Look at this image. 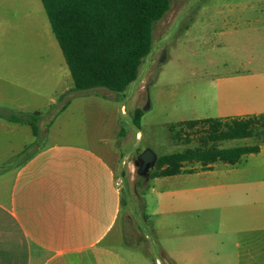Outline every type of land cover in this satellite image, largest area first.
<instances>
[{
    "label": "rangeland",
    "instance_id": "rangeland-1",
    "mask_svg": "<svg viewBox=\"0 0 264 264\" xmlns=\"http://www.w3.org/2000/svg\"><path fill=\"white\" fill-rule=\"evenodd\" d=\"M231 3H245V0H170L169 10L152 28L151 51L143 59L137 79L123 93L101 88L73 90L43 10L34 13L35 21H25V30H20L16 38H1L0 108L16 113L41 112L39 126L43 135L35 141L27 125L0 120V198L3 190L9 188L15 169L23 162L20 153L26 147L42 148L52 143L90 147L113 160L115 177L120 178L123 238L139 245V252L143 247L153 264H175L162 260L160 247L176 253L177 244L184 241L179 230L164 225L179 215L155 214L159 206L157 192L185 185L214 196L230 192L234 184L245 183V175L264 172L260 168L264 154L243 156L233 166L217 163L208 172L146 182L136 174L134 166L137 156L145 149L158 157L204 147L205 141L207 146L216 148L254 146L262 142L259 137L208 141L204 139L206 127L182 123L236 112V103L230 96L242 93L231 78L245 75L249 69L245 66L244 17L238 21L237 33L229 34L230 26L210 12L211 8ZM249 35L264 36V29L259 32L256 28ZM261 67L260 71L264 72V66ZM114 97L117 100H110ZM136 108L143 111L139 132L131 127ZM116 121L117 128L123 130L121 136L117 135ZM182 167V173L202 170L197 162H187ZM182 200L178 195L168 196L164 205H178ZM204 219L201 214L199 220ZM216 227L215 231H201L203 243L216 240L217 257L206 255L203 261L177 264H244L237 258L242 254L243 238L245 249L249 243L248 249L254 250L256 243L264 240V233L251 231L257 227L256 221L242 215L221 216ZM245 264H264V261L245 260Z\"/></svg>",
    "mask_w": 264,
    "mask_h": 264
},
{
    "label": "crops",
    "instance_id": "crops-1",
    "mask_svg": "<svg viewBox=\"0 0 264 264\" xmlns=\"http://www.w3.org/2000/svg\"><path fill=\"white\" fill-rule=\"evenodd\" d=\"M42 10L40 0H0V40L16 38L20 30H25V21H35L34 13ZM210 12L230 26L229 34L237 33L238 21L244 17L245 66L249 67L245 75L231 78L242 93L230 96L236 103V112L214 118L264 114V72L260 71L264 66V36L249 35L256 28L259 32L264 29V0L226 4L211 8ZM58 57L56 54L57 63ZM198 119L206 118L191 120ZM117 122L115 128L120 135ZM258 148L257 153L246 155L262 156L264 143H259ZM217 163L222 162L206 167L199 163L202 170L157 178L208 172ZM260 166L264 170V160ZM115 175L113 160L77 144L52 143L23 161L0 198V264H153L143 247L139 252V245L128 243L122 236L121 192L115 186L120 178ZM202 193L197 187L185 185L157 192L159 206L155 214L177 213V219H169L164 225L176 228L184 236L176 253L160 247L163 261L196 263L206 260V255L217 257L216 240L203 243L201 230L215 231L221 216L242 215L255 220L257 227L251 231L264 233V172L245 175V183L234 184L230 192L214 196ZM176 195L183 197L181 204L164 205V198ZM201 214L203 221L199 220ZM246 246L245 249L243 238L238 260L244 264L245 260L264 261V240L256 243V250L248 249L249 243Z\"/></svg>",
    "mask_w": 264,
    "mask_h": 264
},
{
    "label": "trees",
    "instance_id": "trees-1",
    "mask_svg": "<svg viewBox=\"0 0 264 264\" xmlns=\"http://www.w3.org/2000/svg\"><path fill=\"white\" fill-rule=\"evenodd\" d=\"M51 32L72 80L73 90L105 89L123 93L137 79L139 67L152 47V28L170 8V0H40ZM141 109L133 111L131 127L140 131ZM42 114L0 108V119L25 124L35 141L42 137ZM206 127L208 141L259 137L264 143V114L183 121ZM123 130H120V136ZM204 142V141H203ZM157 157L149 179L182 172V164L202 167L222 162L234 165L241 156L257 153L258 145L216 148L206 145ZM40 148L28 146L23 161Z\"/></svg>",
    "mask_w": 264,
    "mask_h": 264
},
{
    "label": "water",
    "instance_id": "water-1",
    "mask_svg": "<svg viewBox=\"0 0 264 264\" xmlns=\"http://www.w3.org/2000/svg\"><path fill=\"white\" fill-rule=\"evenodd\" d=\"M145 109L146 108H143V110ZM156 160H157L156 154L150 149L143 150L137 156V159L134 162V166L136 168V174L142 177L144 182H146L149 179L150 172L153 170Z\"/></svg>",
    "mask_w": 264,
    "mask_h": 264
},
{
    "label": "built area",
    "instance_id": "built-area-1",
    "mask_svg": "<svg viewBox=\"0 0 264 264\" xmlns=\"http://www.w3.org/2000/svg\"><path fill=\"white\" fill-rule=\"evenodd\" d=\"M119 183L118 181L115 182V186L118 187L119 186Z\"/></svg>",
    "mask_w": 264,
    "mask_h": 264
}]
</instances>
